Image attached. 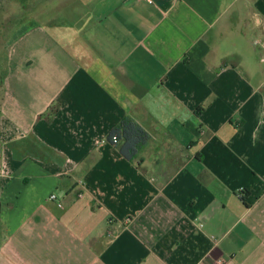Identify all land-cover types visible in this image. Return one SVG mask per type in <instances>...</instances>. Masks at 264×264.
Returning <instances> with one entry per match:
<instances>
[{"label": "crops", "instance_id": "1", "mask_svg": "<svg viewBox=\"0 0 264 264\" xmlns=\"http://www.w3.org/2000/svg\"><path fill=\"white\" fill-rule=\"evenodd\" d=\"M0 33V264H264V0H0Z\"/></svg>", "mask_w": 264, "mask_h": 264}, {"label": "trees", "instance_id": "2", "mask_svg": "<svg viewBox=\"0 0 264 264\" xmlns=\"http://www.w3.org/2000/svg\"><path fill=\"white\" fill-rule=\"evenodd\" d=\"M114 137H117V141H114ZM149 141L148 132L130 116L124 118L108 138V142L116 147L120 154L130 162L137 159Z\"/></svg>", "mask_w": 264, "mask_h": 264}, {"label": "built area", "instance_id": "3", "mask_svg": "<svg viewBox=\"0 0 264 264\" xmlns=\"http://www.w3.org/2000/svg\"><path fill=\"white\" fill-rule=\"evenodd\" d=\"M138 1H143V2L150 4V5L153 3V0H138ZM262 62L264 63V59L262 60ZM113 139H114V141H117V137H114ZM50 201L58 202V197L55 193L50 196ZM58 206L60 208H63V205L61 203H59ZM114 235H115V232L112 234V236H114Z\"/></svg>", "mask_w": 264, "mask_h": 264}, {"label": "rangeland", "instance_id": "4", "mask_svg": "<svg viewBox=\"0 0 264 264\" xmlns=\"http://www.w3.org/2000/svg\"><path fill=\"white\" fill-rule=\"evenodd\" d=\"M13 13H15V12H13ZM15 18H16L15 16L10 17L9 18V23H11V21L14 20ZM3 33H2V36H0V44L5 43V40H3V38L6 36V34H3ZM0 35H1V33H0ZM1 42H3V43H1Z\"/></svg>", "mask_w": 264, "mask_h": 264}]
</instances>
